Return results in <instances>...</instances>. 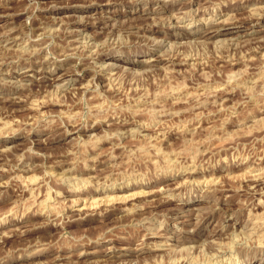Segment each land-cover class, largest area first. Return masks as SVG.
Masks as SVG:
<instances>
[{"label":"rangeland","instance_id":"rangeland-1","mask_svg":"<svg viewBox=\"0 0 264 264\" xmlns=\"http://www.w3.org/2000/svg\"><path fill=\"white\" fill-rule=\"evenodd\" d=\"M0 264H264V0H0Z\"/></svg>","mask_w":264,"mask_h":264},{"label":"bare ground","instance_id":"bare-ground-1","mask_svg":"<svg viewBox=\"0 0 264 264\" xmlns=\"http://www.w3.org/2000/svg\"><path fill=\"white\" fill-rule=\"evenodd\" d=\"M223 22H224V21H223ZM223 26H226L225 22L221 24L220 29L215 30L214 32L212 31L213 34H214V33L219 34L220 32H222L223 30H221V28L223 29ZM234 26L236 27V23H234ZM226 27H227V26H226ZM236 28H238V26H237ZM212 30H213V29H212ZM224 31H225V30H224ZM8 34H10V33H8ZM14 41H15V40H14ZM114 185H115V184H114ZM96 200H97V199H96ZM113 200H114V199H113ZM113 200H112V201H113ZM122 200H123V199H122ZM122 200H121V201H122Z\"/></svg>","mask_w":264,"mask_h":264}]
</instances>
